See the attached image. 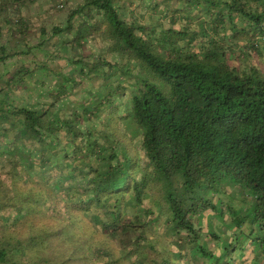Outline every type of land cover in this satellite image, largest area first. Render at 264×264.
<instances>
[{"label": "trees", "instance_id": "1", "mask_svg": "<svg viewBox=\"0 0 264 264\" xmlns=\"http://www.w3.org/2000/svg\"><path fill=\"white\" fill-rule=\"evenodd\" d=\"M119 1L85 0L70 14L65 30L88 10L105 18L111 51L127 58L130 73L136 72L128 89L127 126L139 133L125 141L102 133L101 143L90 131L85 138L79 115L61 119L52 111L55 105H16L9 83L37 73L17 70L7 90L0 88V264H110L99 260L110 258L103 250L112 256L111 264H235L237 258L260 263L264 72L233 68L229 53L245 40L249 55L264 56V0H188L187 9L203 17L197 30L158 34L126 20ZM7 2L0 0L4 10ZM30 51L13 53L0 46V63ZM92 109L97 107L85 106V118ZM61 132L75 148L66 155L78 158L80 166L56 158L54 141ZM227 192L243 202L242 209L224 208L220 198L215 202ZM130 210L135 215L128 218ZM156 212L166 230L158 239L148 232L152 220L158 221ZM213 212L221 221L228 215L236 232L223 230V223L208 231L201 227L207 214L212 224ZM78 215L120 242V255L127 250L122 260L114 262L117 254L106 241H95L83 227L77 231ZM170 237L175 239L167 245ZM213 244L221 248L220 256ZM236 252L239 256H233Z\"/></svg>", "mask_w": 264, "mask_h": 264}, {"label": "rangeland", "instance_id": "2", "mask_svg": "<svg viewBox=\"0 0 264 264\" xmlns=\"http://www.w3.org/2000/svg\"><path fill=\"white\" fill-rule=\"evenodd\" d=\"M187 2L188 0H120L118 3L119 10L126 20L151 26L158 34L162 30L179 31L185 27L197 30V23L203 17L197 16L194 10L190 12L187 9ZM84 3L85 0H10L7 2L6 10L3 8L4 5H0V46H7L13 53L16 49L20 52L31 50L28 55L12 57L7 62L0 63V88L7 90L9 87L7 81L10 77L17 70L26 67L29 71L37 72L34 78L26 77L23 82L9 83L13 89L12 92L10 91V96L12 99L16 98V105L23 104L36 109H46L45 106L55 105L52 111L61 119L65 117L74 119L79 115L83 118L80 119V130L86 134V139L89 138L86 133L88 131L95 133L101 143L105 139L100 135L107 132L115 135L114 138L120 137V141H125L126 137L133 139L130 136L136 135L138 131H135V127L127 126L130 107L128 89L135 84L136 72L130 73L129 68H133V65L127 58L111 51L112 43L107 36L105 18L102 14L88 10L73 19L72 30H65L69 24L70 14ZM57 29L65 32L56 33ZM77 32L81 34L77 35ZM246 45L248 42L245 40L239 43V49L244 53L242 55L239 49L234 54L229 53V63L238 70L255 67L264 72V56L260 57L255 52L249 55ZM261 50L264 55V48ZM83 64L87 65L83 69L85 73L80 74ZM113 93L114 96L111 98ZM106 96H108L107 100L104 99ZM87 105L97 109H92L85 118L84 108ZM99 105L102 106L101 110L98 109ZM65 135L61 132L59 138H55L53 150L57 153L56 158L64 163L63 165L71 163V167L73 164L80 166L78 158L69 157L75 148L65 142ZM82 139L76 142L80 145L83 143ZM67 153L69 155H66ZM47 157L51 158V154ZM234 197V194L227 192L215 197L214 200L217 202L220 198L223 201L222 207L225 208V204H232L239 211L243 208V202L239 199L231 200ZM213 213L212 224H209L207 214L201 222V227L208 231L210 227L217 228L223 223V230L236 232L228 226L230 223L228 215L221 221L220 217ZM132 215H135V212L130 210L127 217L130 218ZM78 216L82 221L77 218L75 226L77 231L79 232V227H83L84 233L92 234L95 241L99 239L106 241L108 248L117 254L113 259L114 262L122 260L127 250L120 255L122 250L120 242L109 240L92 221L87 220L83 215ZM154 217L158 221L152 220L153 224L148 232L151 237L158 239L164 235L162 233L165 230V219L157 212ZM37 222L41 221L37 219ZM228 234L231 236L232 232ZM223 237L228 238L227 234ZM173 239L175 238L170 237L169 244L168 241L165 243L170 245ZM212 247L217 256L222 254L220 247H215L214 244ZM104 252L112 257L108 255L107 250H103L102 254ZM238 255L239 252H236L233 256ZM110 258H99V260L111 264ZM235 262L240 263L239 258Z\"/></svg>", "mask_w": 264, "mask_h": 264}, {"label": "crops", "instance_id": "3", "mask_svg": "<svg viewBox=\"0 0 264 264\" xmlns=\"http://www.w3.org/2000/svg\"><path fill=\"white\" fill-rule=\"evenodd\" d=\"M248 257H250V255ZM235 264H244V263L240 262V263H235ZM248 264H264V259L260 263L251 262V263H248Z\"/></svg>", "mask_w": 264, "mask_h": 264}, {"label": "built area", "instance_id": "4", "mask_svg": "<svg viewBox=\"0 0 264 264\" xmlns=\"http://www.w3.org/2000/svg\"><path fill=\"white\" fill-rule=\"evenodd\" d=\"M61 7H63V6H61Z\"/></svg>", "mask_w": 264, "mask_h": 264}]
</instances>
